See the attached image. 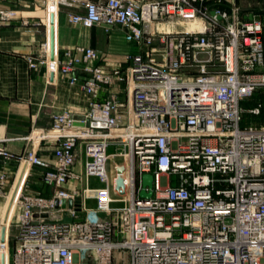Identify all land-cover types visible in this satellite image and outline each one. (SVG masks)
<instances>
[{
  "label": "built area",
  "instance_id": "2783aa9c",
  "mask_svg": "<svg viewBox=\"0 0 264 264\" xmlns=\"http://www.w3.org/2000/svg\"><path fill=\"white\" fill-rule=\"evenodd\" d=\"M223 1L85 0L70 21L122 28L136 47L127 66L104 68L92 47L49 63L45 43V56L27 59L32 68L60 71L71 85L81 65L89 73L84 92L95 97L102 87L123 85L127 100L115 93L91 101L83 119L55 114L49 127L26 137L53 144L52 159L34 150L30 165L44 169L55 191L18 193L4 241L0 218V264L2 253L7 264H264V17L228 13ZM15 17V10L0 9V24ZM167 20L172 28L173 21L188 26L159 28ZM253 97L254 106L242 105ZM79 143L85 185L63 189L79 179L73 170ZM0 154L7 157L4 149ZM111 157L121 159L112 177ZM144 173L153 175L148 198L139 195ZM118 177L123 186L116 189ZM89 178L102 185L91 186ZM4 181L0 175V193ZM69 198L72 208L55 206ZM63 211L74 219L64 220Z\"/></svg>",
  "mask_w": 264,
  "mask_h": 264
},
{
  "label": "crops",
  "instance_id": "0c3cea01",
  "mask_svg": "<svg viewBox=\"0 0 264 264\" xmlns=\"http://www.w3.org/2000/svg\"><path fill=\"white\" fill-rule=\"evenodd\" d=\"M64 1L53 0L51 4V0H0V9L16 12L15 18L0 24V149L7 152V157L0 154V175L5 178L4 188L13 183L9 193L17 182V191H20L27 174L28 193L52 196L55 187L44 182V169L29 166L27 162L20 165V157L29 149L26 137L38 128L49 127L52 117L64 111L81 119L89 110L91 101L102 102L116 92L105 87L95 97L84 92L80 85L89 73L81 65L76 69L77 82L71 85L67 76L60 71H53L51 76L46 65L32 68L27 59L30 57L37 61L40 56H45L42 52L44 43L47 59L62 60L66 51H74L76 47H92L100 52L98 63L104 68H125L127 55L135 50L118 26L105 29L100 25L85 27L72 23L70 16L82 10L85 0ZM51 13L54 15L53 23L50 21ZM110 147L116 151L114 145ZM52 148L51 142L42 140L35 151L39 157L52 159ZM75 153L73 170L79 179L68 181L62 186L63 189L81 190L85 185V155L81 143L76 145ZM114 162L118 164L121 159H114ZM107 171L112 177L113 173L108 167ZM88 182L91 186L102 185L97 178H89ZM115 194L111 188V195ZM116 204L113 206L116 207ZM86 205L94 207L95 202L88 200ZM59 214L64 220L74 219L67 211Z\"/></svg>",
  "mask_w": 264,
  "mask_h": 264
},
{
  "label": "rangeland",
  "instance_id": "374dc122",
  "mask_svg": "<svg viewBox=\"0 0 264 264\" xmlns=\"http://www.w3.org/2000/svg\"><path fill=\"white\" fill-rule=\"evenodd\" d=\"M220 7L222 9H225L226 11H228V13H230L232 11V9H236L237 12H239V14L241 16H245V15L248 16L249 14H254V15H258L259 17H264V0H224L223 3L220 5ZM170 22H172V21H168V20L167 21H161L160 23H158L159 28L163 29L165 26H168V24L171 25L172 23H170ZM173 23H174V27L172 30H176V31L184 30L188 25V24H185L181 21H173ZM163 25H164V27H163ZM135 50H136V47H135ZM159 54L160 53H154L151 56V58L154 60H157V61H161L162 58L160 57ZM112 89H113V91L114 90L116 91L115 93H118V97H119L120 101L122 103H125L127 100L125 87L123 85H114L112 87ZM256 100H257V97H253L251 99L243 101L242 105L244 107H247V108L252 107L255 105ZM244 117H245V119H248V120H256V119L260 118L258 116H252L250 114H245ZM112 151H115V148H113V147L108 148V152H112ZM114 159L118 160V158L111 157V158H109V160L107 162L108 170H110L111 172H112V166L114 163ZM20 162H21V160H20ZM26 178H27V174H26V177L23 181V185L20 189V192H22V193H28L29 189H30V188L26 187ZM12 184L13 183H11L6 188H3V190L1 191V193H0V207L3 206V203H5V207H6V205H8L10 199L7 198V196L10 192ZM119 205H120L119 203L116 204V206H119ZM0 218H1V214H0ZM10 230H11L10 233L12 234L14 232L13 226H11ZM9 244H10V246H12L11 237L9 240Z\"/></svg>",
  "mask_w": 264,
  "mask_h": 264
},
{
  "label": "water",
  "instance_id": "95a60500",
  "mask_svg": "<svg viewBox=\"0 0 264 264\" xmlns=\"http://www.w3.org/2000/svg\"><path fill=\"white\" fill-rule=\"evenodd\" d=\"M51 4H53V0H51ZM249 18H251V16ZM53 19H54V15H53V13H51L50 14V21H51V23H53ZM52 36H53V31L51 30V41H52ZM51 76H53V71H51ZM81 119H83V117H81ZM152 181H153V175L151 173H144L142 175V178H141V189L139 191L140 197L148 198V197H150L152 195ZM115 183H116V186H115L116 189H119L120 187L123 186V182H122L121 177H118L116 179ZM18 184L19 183L17 182L16 185H15V187H14V190L12 192L10 201H9V203L7 205L6 212H5L4 217H3V224L4 225H3V228H2L1 241H4L5 223H6V220H7V215H8V211L10 209L12 200L14 199L15 194L17 192ZM146 187L148 188V190H146ZM73 203H74V201L71 198H69V199H61L60 200V204H59V201L58 200L55 201V206L58 207L60 205L62 208L66 207V206L68 208H72L73 207ZM77 214L79 216H82L83 215V212L79 211V212H77ZM76 220H81V218L76 219ZM1 264H4V262H3V253H2V256H1Z\"/></svg>",
  "mask_w": 264,
  "mask_h": 264
},
{
  "label": "bare ground",
  "instance_id": "6f19581e",
  "mask_svg": "<svg viewBox=\"0 0 264 264\" xmlns=\"http://www.w3.org/2000/svg\"><path fill=\"white\" fill-rule=\"evenodd\" d=\"M54 2H55V0H54ZM197 25H198L197 23L196 24L194 23V24L190 25L188 27V29L196 28ZM163 27H164V25H163ZM164 29H166V30H172L173 28H172V26H165ZM50 61H51V58L49 57V61L48 62L50 63ZM38 138H40V137L36 136V137H32L31 139H29V149L24 154V156L22 158V161L20 162V165H22L23 163L27 162L29 164V166H30L31 156L34 153L35 147L37 146ZM12 192L13 191H11V193L8 194L7 198H9V199L11 198ZM19 192L20 191H17L16 192L15 197L12 200V203H11L10 209L8 211V215H7V220H6V224L7 225H8V222H9V220L11 218V215H12V212H13V209H14L16 196L18 195ZM6 209H7V205L5 207V203H3V206L0 207L1 219L4 217V214L6 212ZM3 262H4V264H7V259H6V254L5 253L3 254Z\"/></svg>",
  "mask_w": 264,
  "mask_h": 264
}]
</instances>
